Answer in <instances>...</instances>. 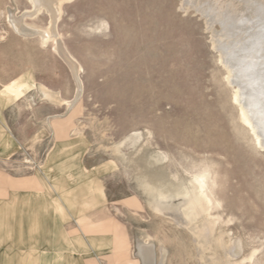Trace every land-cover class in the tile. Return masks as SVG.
Returning <instances> with one entry per match:
<instances>
[{
    "label": "rangeland",
    "instance_id": "1",
    "mask_svg": "<svg viewBox=\"0 0 264 264\" xmlns=\"http://www.w3.org/2000/svg\"><path fill=\"white\" fill-rule=\"evenodd\" d=\"M183 1L65 0L76 99L54 43L9 25L30 0H0V264H264V148L222 25Z\"/></svg>",
    "mask_w": 264,
    "mask_h": 264
},
{
    "label": "bare ground",
    "instance_id": "2",
    "mask_svg": "<svg viewBox=\"0 0 264 264\" xmlns=\"http://www.w3.org/2000/svg\"><path fill=\"white\" fill-rule=\"evenodd\" d=\"M64 1L30 0L33 10L23 16L10 12L9 25L19 36H38L43 45L54 43L56 51L73 72L78 87L77 99L82 89L79 67L65 52L57 31ZM183 3L186 7L200 11L210 25L215 22L222 25V29L215 34L214 43H217L224 58H229L226 61L229 69L227 78L238 83L234 101L239 105L241 120L254 134L257 145L264 148V0H184ZM42 10L50 17L47 28L26 22L27 17L34 18ZM75 101L69 102V107ZM202 188L203 183H200ZM154 253L151 247L139 245L142 264H154Z\"/></svg>",
    "mask_w": 264,
    "mask_h": 264
},
{
    "label": "crops",
    "instance_id": "3",
    "mask_svg": "<svg viewBox=\"0 0 264 264\" xmlns=\"http://www.w3.org/2000/svg\"><path fill=\"white\" fill-rule=\"evenodd\" d=\"M8 135H1L0 137V142H1V145L3 144V142L6 140ZM88 219L90 221H95L97 223H103L105 221L104 217L101 215V213L99 211H94L92 212L89 216H88ZM116 240L119 243L118 247H116V250L117 249H120L122 248L123 244H122V239H121V236H116ZM120 247V248H119Z\"/></svg>",
    "mask_w": 264,
    "mask_h": 264
}]
</instances>
